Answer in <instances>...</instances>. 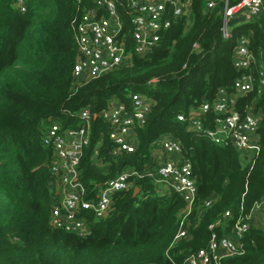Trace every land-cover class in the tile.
<instances>
[{
	"label": "trees",
	"instance_id": "obj_1",
	"mask_svg": "<svg viewBox=\"0 0 264 264\" xmlns=\"http://www.w3.org/2000/svg\"><path fill=\"white\" fill-rule=\"evenodd\" d=\"M24 3L22 10L13 0H0V264H185L189 254L207 247L214 234L229 233L237 217L262 199L264 89L259 92L256 84L236 103L242 113L253 104L262 115L261 151L254 163L232 145L213 143L177 115L211 102L221 87L234 92L243 72L234 65L238 38L248 36L251 50L260 56L264 13L233 21V37L226 39L221 31L224 4L207 10L204 0H192L191 12L162 31L150 52L98 78L76 82L74 21L92 0ZM134 93L148 97L151 110L136 129V150L116 154L101 112L114 101L128 103ZM86 107L94 116L79 166L85 198H97L107 181L123 171L144 175H131L130 187L112 194L103 218L83 211L89 232L80 236L51 222L58 198L51 171L54 148L42 136L54 122L80 125L77 113ZM164 136L181 142L197 185L185 223L189 238L173 246L187 203L148 175L159 165L158 140ZM229 210L231 216L225 217ZM243 243L244 253L209 264H264V227L253 225Z\"/></svg>",
	"mask_w": 264,
	"mask_h": 264
},
{
	"label": "built area",
	"instance_id": "obj_2",
	"mask_svg": "<svg viewBox=\"0 0 264 264\" xmlns=\"http://www.w3.org/2000/svg\"><path fill=\"white\" fill-rule=\"evenodd\" d=\"M83 0H76L81 3ZM25 10L24 0H13ZM211 10L224 4L221 31L223 37H233L232 22L251 21L264 13V0H204ZM192 0H92L78 20L74 21V39L77 58L73 67L76 82L98 78L120 66L132 62L134 55L143 56L159 42L161 32L173 21L191 12ZM199 47L197 43L194 44ZM234 65L242 70L234 82V92L221 87L214 100L203 102L188 114L179 113L178 120L207 136L217 145H232L252 163L261 151L259 127L262 115L247 105L245 113L236 106L238 95L264 89V52L258 56L250 48L246 35L238 38L234 51ZM256 72V75L254 71ZM151 110V100L141 93L131 95L130 101H114L102 110L109 125L114 153L133 152L137 148L136 129L144 125ZM81 124L63 127L59 122L48 125L43 143L54 148L51 171L57 177L58 198L52 207L51 222L56 228L83 236L89 232L83 211H91L103 218L112 204V194L130 187L129 177L143 173L126 170L107 181L97 198L86 199V187L80 180L79 166L85 147L90 141L93 114L90 108L78 111ZM209 114L210 116H206ZM210 122V123H209ZM209 123V124H208ZM161 153L155 172L148 175L178 191L187 203L186 214L171 246L189 238L185 227L187 216L197 197L192 163L185 157L179 140L164 136L158 140ZM212 201H207L210 206ZM231 211L225 213L230 217ZM264 227V196L248 212L237 217L231 231L222 236L213 235L207 247L192 252L185 264L220 263L225 257L244 253V237L253 226ZM212 227V225H211Z\"/></svg>",
	"mask_w": 264,
	"mask_h": 264
},
{
	"label": "water",
	"instance_id": "obj_3",
	"mask_svg": "<svg viewBox=\"0 0 264 264\" xmlns=\"http://www.w3.org/2000/svg\"><path fill=\"white\" fill-rule=\"evenodd\" d=\"M139 191L138 188H135L134 195ZM58 193V192H57Z\"/></svg>",
	"mask_w": 264,
	"mask_h": 264
}]
</instances>
